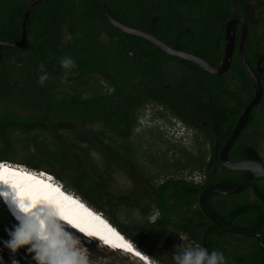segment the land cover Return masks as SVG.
Instances as JSON below:
<instances>
[{"label":"trees","instance_id":"obj_1","mask_svg":"<svg viewBox=\"0 0 264 264\" xmlns=\"http://www.w3.org/2000/svg\"><path fill=\"white\" fill-rule=\"evenodd\" d=\"M35 1L0 0V40L22 41L24 16ZM105 1L118 22L150 33L213 67H219L225 57L227 23L242 16L249 24L247 60L256 68L264 57V0ZM239 38L238 30L237 43ZM64 56L72 57L77 67L60 88L59 61ZM41 62L49 76L44 85L38 83ZM167 64L175 66L164 67ZM160 73L176 87L177 104L203 100L199 111L214 124L212 136L226 127L229 134L255 96V86L237 52L226 73L213 75L113 26L98 0H43L29 16L24 46L0 45V161L43 170L64 182L158 264L163 260L154 248L156 231L172 237L181 234L189 242L222 251L228 264H264V238L247 234L264 235V180L251 181L235 195L205 192L234 191L249 175L221 164L219 155L227 138L218 142L205 138L211 143L210 162L208 151L188 152L184 147L185 153L177 158V172L190 176L177 174V179L162 180L158 174L176 164L161 157L159 163L148 166L142 145L129 138L139 124L143 95ZM258 75L264 91V72ZM90 77H98L107 88L90 86ZM167 105L191 119L186 113L190 110L176 109L173 102ZM252 121L264 124V94L248 127H255ZM259 130L263 136L264 127ZM263 139L238 138L229 159L264 163ZM17 144L32 157L19 162ZM195 172L202 176L200 182L193 180ZM118 173L132 183L131 190L115 189ZM203 192V207L217 222L201 207ZM118 211H134L138 220L127 226L117 219ZM4 218L17 224L0 200V226ZM5 239L9 236L2 226L0 246ZM20 250L26 258L23 264H35L25 248ZM109 250L144 263L124 250ZM0 256L8 262L1 251Z\"/></svg>","mask_w":264,"mask_h":264},{"label":"clouds","instance_id":"obj_2","mask_svg":"<svg viewBox=\"0 0 264 264\" xmlns=\"http://www.w3.org/2000/svg\"><path fill=\"white\" fill-rule=\"evenodd\" d=\"M59 63L63 69L61 83H66L69 74L77 67L76 62L72 57L64 56ZM40 69L38 83L44 85L49 76L43 62ZM177 129L179 138L186 140V128L182 130L178 125ZM0 200L17 223L7 230L9 239L0 246L9 264L26 261L22 248L35 264H92V253L83 244L80 234L99 239L103 244L99 233L86 225L91 221L110 229L104 216L95 212L74 189L67 188L50 173L27 165L0 161ZM179 237L182 243L176 246L173 254L175 264H228L222 251L189 242L181 234ZM146 263L150 264V261Z\"/></svg>","mask_w":264,"mask_h":264},{"label":"water","instance_id":"obj_3","mask_svg":"<svg viewBox=\"0 0 264 264\" xmlns=\"http://www.w3.org/2000/svg\"><path fill=\"white\" fill-rule=\"evenodd\" d=\"M42 1L43 0H36L26 11L25 16H24V20H23V25H22V41L19 43H14V42H4V41L0 40V45L11 46V47H22V46H24V44L26 42V31H27V23H28L29 16L33 12V10L35 8H37L42 3ZM98 1L102 4L105 15L108 18L109 22L113 26L119 28L121 31H123L127 34L138 36V37H141V38L148 40L149 42H151L152 44H154L155 46L160 48L162 51H164L165 53H167L171 56H175L178 58H182V59L191 61L210 74L219 76V75H223L224 73H226L231 67L235 52H237L241 66L243 67L245 72L250 76V78L252 79V82L255 86V96H254V99L246 106V108L242 112V114H241V116H240V118L236 124V127L234 128V130L230 134L229 138H227V140L225 141V143L221 149V152H220V162L227 169H230L233 171H247V172H249V175L238 186V188L235 189L234 191L223 192V191H220L218 189H208L205 192L210 191V192L219 193V194H223V195H235L242 188H244L247 184H249L251 181L259 180V179L264 180V163L263 162L254 161V160H242V161L233 162L229 159V154H230L231 149L233 148V146H234L235 142L237 141L239 135L241 134L242 130L247 125L253 110L260 104V101H261L263 94H264L263 86H262L261 80H260L259 75H258V74H262L264 72V68H261V63L263 62L264 57H261L259 59L257 65H256V68H254L249 63V61L247 60V57L245 55V44H246L248 36H249V24H248L247 19H245L242 16H236V17L232 18L231 20H229V22L227 23V26H226V34H225V40H226L225 41V43H226L225 57L223 59L222 64L219 67H213L207 61H205L204 59H202L198 56H195L193 54L171 48L170 46H168L167 44H165L164 42L159 40L156 36H154L150 33H147V32L141 31V30H137V29L128 27L126 25H123L122 23L115 20V18L113 17V15L111 13V9L105 0H98ZM238 26H240V38H239V41L237 43ZM205 192H203L201 194V200H200L201 207L204 211H205V209L203 207V195ZM205 213L212 220L217 222L206 211H205ZM1 224L5 228L6 231L8 229H10L5 222V218L3 219ZM247 234L251 235V236H256V237H259L262 239L264 238V235L259 234V233L247 232ZM80 235H81L83 241L91 242L89 240H92V241L104 246L105 249H107V250L110 249L106 245L102 244L101 241H98L96 239H89L87 237H84L83 234H80ZM85 238H87L88 240H86ZM262 246L264 247V242H262ZM137 250L141 254H144L138 248H137ZM145 258H146V260H149L148 256H146Z\"/></svg>","mask_w":264,"mask_h":264},{"label":"rangeland","instance_id":"obj_4","mask_svg":"<svg viewBox=\"0 0 264 264\" xmlns=\"http://www.w3.org/2000/svg\"><path fill=\"white\" fill-rule=\"evenodd\" d=\"M88 81H89L88 83L90 86L101 84L104 88H107V86L103 85L102 81L98 77H90ZM61 85H64V83L59 82L60 88L62 87ZM144 113H145L144 110L140 112L139 118H143V120L140 123V127H138V129L135 130L133 138H135L137 145H142L143 149L141 150V152H142V155H144V158L147 163L149 161L148 159L161 158V157L162 158L166 157L175 163V158L176 157L178 158L179 156H182L185 153L182 150L184 147H185V150L188 152L190 150H195V145H194L195 138H188L189 135L191 134L189 129L185 130V133L187 135L186 140H184L183 138H179L178 134H177V138H175L174 135H171L167 132L169 129L168 120L169 118H171L170 115H167V117L162 120V126H159L158 129L156 130L149 129L150 131L148 133L144 132L146 129L145 126L149 124V123L147 124V122H149V119H147V117H143ZM149 125L151 127H154L152 124H149ZM178 125L183 130V125L177 120V126ZM13 135L16 136L17 132H13ZM205 147L206 146L201 143V146L199 149H203ZM206 149L207 147L205 148V150ZM176 150H177V153H176ZM15 153L17 154L16 158L19 160V162L26 158L32 157L30 156V154L32 153L29 152L26 148L21 147L20 144H17V149L15 150ZM159 162L160 160L158 161V163ZM148 166H150V164H148ZM175 167L171 168L168 171L164 170L163 172H160V174L158 175L162 177V174H165L163 177L165 178L167 175L169 176L172 173L174 174ZM177 174L184 178H186L187 176H190L188 172L180 171L179 173L177 172ZM192 175L195 176L193 177V180L197 182L201 179L197 172H195ZM114 182H115L116 190H121V191L131 190L132 183L120 173L116 175ZM115 214H116L117 219L127 226H132L138 220V214L134 211L133 212L118 211ZM155 218L156 216L154 215L151 218V220L153 221ZM5 222L9 228L13 227V225L7 219H5ZM1 229H2V226H0V231ZM152 238L155 244L154 248L163 260V263L161 264H175L173 260V254L176 251V246L182 243L179 235H176V237H172L170 235H167L166 233H161L160 231H156L154 235L152 236ZM85 239L88 240L87 238ZM89 241L91 242L83 241V244L92 253L91 255L92 264H144V263H140L139 261L127 259L125 256H122L120 254H116V253L112 254L110 250L108 251L107 249L104 248V246L98 243H95L92 240H89ZM7 255H8L7 258L11 260L8 253ZM149 259L152 262L151 264H158L155 260L151 259L150 257ZM2 261H4V258L0 256V262ZM4 264H9V263L4 261Z\"/></svg>","mask_w":264,"mask_h":264},{"label":"flooded vegetation","instance_id":"obj_5","mask_svg":"<svg viewBox=\"0 0 264 264\" xmlns=\"http://www.w3.org/2000/svg\"><path fill=\"white\" fill-rule=\"evenodd\" d=\"M238 30L240 33V26H238ZM160 58H164V57H160ZM174 66L175 65L173 64H167L164 67L173 68ZM166 79H167V76L164 73H160V75L158 74V76H156V79L154 81L155 84H153L152 86L149 85V90H146L143 95L145 102L140 110L145 111V113L143 114V117H147V119H149V122H147V124L149 123L154 126V127H151L149 124L146 125L145 126L146 129L144 132L148 133L150 131L149 129H154V130L158 129L159 126H162V120L166 118L167 115H170L171 118H169L168 120L169 129L167 132L171 135H174L175 138H177V120H178L183 125V128L185 127L186 129H189V131L191 132L188 138H195L194 140L195 150L194 151L199 152L200 150V152L203 154H206V151H208V160L210 162L211 143L210 141H207V139L205 138H217L216 142H218L219 138H229L230 134L236 127L237 123L235 124L234 128L231 130L229 134H227L229 130H227L228 127H226L225 130L222 131L223 132L222 134L217 132L215 133L214 136L210 135L215 130L214 124H210L209 122L205 121L202 116V113L199 111V106L203 105V100L197 99V102L193 103L192 105L187 104V103L177 104V89L175 86L171 85L170 81L169 83H166ZM172 102L174 103V106L176 109L177 107H181L182 109L193 111L192 113L190 111H186V113L189 112L188 115L191 119H184L181 116L177 115V112L176 113L172 112L170 107L167 105L168 103H172ZM193 107L194 109H192ZM228 115H229V111H226L225 116H228ZM142 120L143 118H139V124L135 130H137L138 127H140V123L142 122ZM251 123H255V121H252ZM262 127H264V124L261 126L257 123H255V127H252V126L248 127V123H247V125L242 130L238 138H264V135L262 136L259 130ZM133 135L130 136L129 138H133ZM201 143L207 147L206 150H205L206 147L203 149H199L201 146ZM176 153H177V150H176ZM261 153H262V158L264 159V139H263V146H262ZM148 160L149 161L147 164L158 163L157 161L158 158H152ZM176 160H177V157L175 158V164H176L175 172H174L175 175L173 173L169 176L167 175L168 177H173L175 179H177V161ZM164 175L165 174H162V177L159 176L160 180L164 179L163 178Z\"/></svg>","mask_w":264,"mask_h":264},{"label":"bare ground","instance_id":"obj_6","mask_svg":"<svg viewBox=\"0 0 264 264\" xmlns=\"http://www.w3.org/2000/svg\"><path fill=\"white\" fill-rule=\"evenodd\" d=\"M103 218L105 219V222L110 225V229L106 228V227H104V226H102V225H100V224H98L96 222H91V221H89L86 226L89 227V229L91 231L99 233V238H101L104 241L103 244L106 245L108 248L113 249V250H118V251L124 250V251H126L128 253H131L134 256L140 258V260H143L144 263L147 262V260L145 258L146 255L145 254H141L137 250V248L134 247L135 245H133L129 240H127L125 237H123L122 234L118 230H116L105 217H103ZM113 232H115L116 235H113ZM117 236L121 237L122 240H118ZM96 240L100 241L99 239H96ZM109 240H111L112 243H108ZM120 243H126V244L131 245V250L119 247L118 245ZM137 253H139V255H137ZM148 259H149V257H148ZM149 261H150V264H151L152 262H151L150 259H149Z\"/></svg>","mask_w":264,"mask_h":264},{"label":"snow or ice","instance_id":"obj_7","mask_svg":"<svg viewBox=\"0 0 264 264\" xmlns=\"http://www.w3.org/2000/svg\"><path fill=\"white\" fill-rule=\"evenodd\" d=\"M110 231H111V230H110ZM113 235H116L115 232H113ZM117 239H118V240H122V238H121V237H118V236H117ZM108 243H112V241L109 240ZM118 246H119V247H122V248H125V249H129V250H131V245L126 244V243H120ZM137 255H139V253H137Z\"/></svg>","mask_w":264,"mask_h":264}]
</instances>
